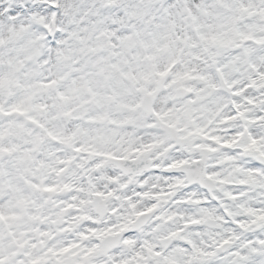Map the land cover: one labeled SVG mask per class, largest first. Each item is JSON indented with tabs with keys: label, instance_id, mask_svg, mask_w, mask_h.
I'll return each instance as SVG.
<instances>
[{
	"label": "clouds",
	"instance_id": "9594fccd",
	"mask_svg": "<svg viewBox=\"0 0 264 264\" xmlns=\"http://www.w3.org/2000/svg\"><path fill=\"white\" fill-rule=\"evenodd\" d=\"M0 264H264V0H0Z\"/></svg>",
	"mask_w": 264,
	"mask_h": 264
}]
</instances>
